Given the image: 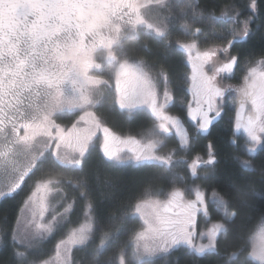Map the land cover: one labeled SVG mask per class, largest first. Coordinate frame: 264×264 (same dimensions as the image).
<instances>
[{
    "label": "snow or ice",
    "instance_id": "1",
    "mask_svg": "<svg viewBox=\"0 0 264 264\" xmlns=\"http://www.w3.org/2000/svg\"><path fill=\"white\" fill-rule=\"evenodd\" d=\"M78 3L79 0H0V172L6 177L0 185V199L13 197L18 190H30L12 232L13 245L34 248L67 224L66 234L55 244L54 258L43 264H72L73 250L88 245L98 228L101 210L91 198L84 177L95 155L97 162L109 169H162L158 179L168 183L167 188L149 184L122 203L119 217L113 213L109 221L119 219L121 225L139 221V227L132 229L123 243L119 228L102 231L95 252L99 254L105 244L112 243L118 249L117 264H128L129 250L135 264H168L169 257L183 250L192 264H199V258L218 253L219 238L228 237L237 213L230 211L229 202L215 189L206 199L199 185L188 184V178L178 170L185 161L176 156V149L160 154L170 134L179 138L180 149L191 142L181 119L169 114L174 95L164 66L134 59L125 51L117 59L112 48L118 44L122 30L138 26L161 40L165 54L178 47L190 67L183 83L191 95L187 115L196 129L208 133L230 100L237 105L235 128L246 134L247 151L254 153L264 144V92L238 100L234 89L222 86L218 78L233 73L237 57L229 55L226 46L201 50L197 44L201 28L194 26L205 23L206 17L228 25L226 33L220 35L231 46L250 37V24L259 12L257 0H249L251 14L243 20L235 8L219 16L206 13L196 0H176L175 5L169 0H113L115 32L91 37L74 22ZM149 5L166 10L157 13L155 23L142 14ZM177 19L189 40L170 38L171 21ZM100 48L107 50L109 63L115 64L107 73L90 74L94 67L100 68L93 59V53ZM218 52L227 59L218 61ZM247 74L264 76V59L256 61L255 66L250 62ZM65 82L72 85L70 96L62 90ZM102 97L107 99L114 116L131 121L143 114L151 117L152 126L138 135H118L98 115ZM66 115L75 116L70 127L58 123ZM215 160L211 150L207 160L197 157L188 165L192 180L214 175ZM241 164L245 169L253 168L249 159H243ZM201 166L206 169L203 177L197 172ZM65 185L84 201L82 219L76 226H72L71 214L77 198H68ZM189 193H194V198ZM258 195L264 194L254 189L243 192L242 206L249 196ZM210 206L221 214V220L197 233V218H208ZM25 214L29 217L26 220ZM235 239L243 240V235L237 233ZM250 239L251 250L245 254L241 244L229 254V260L244 254L240 264H264V218ZM16 256L23 258L17 264H31L26 252H16Z\"/></svg>",
    "mask_w": 264,
    "mask_h": 264
},
{
    "label": "trees",
    "instance_id": "2",
    "mask_svg": "<svg viewBox=\"0 0 264 264\" xmlns=\"http://www.w3.org/2000/svg\"><path fill=\"white\" fill-rule=\"evenodd\" d=\"M196 2L206 13H215L217 16L223 11H228L232 8L240 12V20L245 19L251 14V10L247 7L249 0H196ZM257 5L259 12L250 24L251 34L249 38L234 42L231 46H228L226 43L221 45L214 43L216 40L210 43L208 38L214 39L212 38L214 35L210 31H220L219 29L225 27L226 24L215 22V25L210 17H206L205 23L194 26V28H201V33L197 34L200 46L202 41L205 43L203 44L205 47L226 46L228 47V54L237 57L238 65L243 64L249 59L264 57V0H257ZM170 38L174 40V37H171V35ZM205 39L209 41H204ZM129 46L138 47L139 54L147 58L149 62L163 65L174 84L178 88L180 87L181 78H183L184 73L188 70L187 60L183 58L182 50L175 47L174 50L165 54L161 40L154 36H149L147 45L139 41L131 43ZM219 54L226 56L222 52H219ZM101 105L97 107L98 114L111 128L118 132L138 134L146 131L152 125L151 117L143 114L136 116L131 121L126 120L122 116H114L108 109L107 99H104ZM221 127L222 124L213 131L214 140L218 143L219 162L216 165L214 175L205 182V187L210 190L215 189L223 194L229 202L230 211H235L237 218L235 223L230 227L228 237L219 238L217 245L218 253L199 258V264H240V260L244 259V254H241L235 260H229V254L237 250L241 244L244 247L245 254L251 250L252 243L250 237L252 236L256 221L264 214V197L262 195L249 196L246 204L243 206L241 204L242 193L245 191L254 189L257 193L264 194V144H262L256 154L246 153L244 151L246 149L243 146L235 147L231 145L228 135L222 132ZM243 159L251 160L255 164V167L245 169L241 164ZM161 171L163 170L156 168L131 167L109 169L100 165L94 155L85 169L84 177L88 181L91 198L101 210L98 214V227H107L109 216L113 213L119 217L121 211L120 205L128 201L129 198L136 196L149 184L160 185L163 182L166 183V181L158 179V174ZM20 202V194H13V197L0 200V230L6 232L5 241L3 240L6 243H4L6 247L0 251V264H17V261L21 259L16 256V252H21L20 247L18 244L14 246L11 239V231L19 215ZM138 227L139 221L121 225L119 219H117L112 228H108L107 230L115 231L119 228L120 242L123 243L127 240L128 236H125L122 230L130 233L132 229ZM237 233L243 235V240L235 239ZM117 250L115 244L108 243L98 254L99 258L96 263L106 260L104 264H117L115 260ZM130 253L129 250L127 254L128 264H135L134 260L130 257ZM168 264H192V261L185 251L178 250L168 258Z\"/></svg>",
    "mask_w": 264,
    "mask_h": 264
},
{
    "label": "rangeland",
    "instance_id": "3",
    "mask_svg": "<svg viewBox=\"0 0 264 264\" xmlns=\"http://www.w3.org/2000/svg\"><path fill=\"white\" fill-rule=\"evenodd\" d=\"M140 2H146V0H140ZM169 2L174 4V5L176 4V0H169ZM181 2L182 3L186 2V0H181ZM173 11L176 12V13L179 12L178 8H176V7L173 8ZM158 12L165 13L166 10L162 9V8L158 9V8H156L153 5H149L148 7L142 9L143 16L148 21L153 22V23H155L157 21V19H158V15H157ZM179 23L180 22H179L178 19L171 21L170 28H169V32H170L171 37H174V40H176V39H180L181 41L189 40L190 38L184 35L183 29L180 28ZM227 28H228V25H226L225 27H222L221 29H219L220 31H217V30L216 31L212 30V32L210 31V33L212 35H214V37H212L214 39H211V37L208 38L210 40V43H211V41L216 40V42H214V43H218L220 45L221 44H225L226 41H224L221 38L220 34L222 32L226 33ZM138 30L140 31V38L136 42L141 41L142 44L147 45V41L149 39V36H154V34L150 33L149 30L144 29L143 26H138ZM141 37H142V39H141ZM143 38H144V40H143ZM207 40L205 39L204 41H207ZM200 42H201V40H200ZM197 44H198V47L201 50L212 48V47H216V46L205 47V45H203V44H205L203 41H202V44L200 46L198 39H197ZM129 45L126 47L125 52L130 57H132L134 59H143L147 63H152V62H149V60L147 58H145L141 54H139L138 47L134 48V47H130ZM136 48H137V50H136ZM122 51L123 50L120 49L118 45H113L112 52L116 56L117 59L120 58ZM182 56H183L184 59H186V56H185L184 53H182ZM93 59H94L95 63L100 65V68L97 69V68L94 67L93 69L90 70V74L107 73V72H109V70L115 64V62H112L111 64L109 63V60L107 58V50H105L103 48L97 49L93 53ZM216 59L218 61H225L227 59V57L219 54V52H218ZM261 59H264V57L246 60L241 65L240 64L239 65L235 64L234 65V69H233L234 70L233 75L235 77L237 76V78L233 79L231 77L232 73L231 74H227V75H222L221 78H218L220 84L222 86H224V85H227V84H230V83H235V82L240 81L241 77L247 73V68L249 66V63L251 62L252 66H255V62L259 61ZM185 76H186V74L184 75L183 78H181L182 82H181V85H180L179 88L172 81V91H173L174 98H175V95H176V100L174 99V105L170 106L169 114L179 117L184 124H187V122H189L192 126H194L195 122H193L187 115V102L191 99V95H189L188 93H186L184 91V87H185L186 84H184L183 81L186 79ZM62 90H63L65 95H69L70 96V95L73 94L72 85H71L70 82H65V84L62 86ZM161 91H162V89H161ZM189 96H190V98H189ZM104 99L105 98H103V97L101 98V104H103ZM225 106L228 107V109L231 111L230 115H229L230 118H228L227 121L230 122V123H234L235 120H233V119L235 118V112H236L235 107H236V105L233 104L229 100L228 102L225 103ZM74 119H75L74 115H66L63 119L59 120L58 123H61L63 126H66V127H70V125H71V123L73 122ZM148 129H146V131ZM113 130L118 135H121V136H124V135H138V134L143 133V132H141V133H138V134H124V133L116 131L115 129H113ZM170 138H171V136H170ZM170 138L168 137L167 140L165 141V144L161 146V148L159 150L160 154L161 155H166L170 150L176 149V156L177 157H182L184 159V161H185L184 163H182L180 165L178 170L186 178H188L187 182H188L189 185H191L193 183L199 185L201 187V190H203L205 192L206 199L209 198L211 196V192H212L213 189L210 190L207 187H205L204 181H207L208 179H206V180L205 179H198V180L193 181L192 178H191V171H190L188 165L191 164L194 160H196V158L194 156H191L190 158H188L187 155L183 153V150L178 147V145H179L178 143L176 145H174V144L172 145V143L170 142V141L177 142L178 139H173V138L170 139ZM245 148H246V150H244V151H246V153H249L247 151V146H245ZM207 155L208 154H206L205 157H203V158L206 159ZM254 167H255V164H253V168ZM199 170H201L200 176L203 177L204 174H205L206 169H201L200 168ZM60 178L61 179H65V177H60ZM5 180H6V177H5L4 173L0 172V185H2L5 182ZM162 185L165 188H167L168 187L167 181H166V183L163 182ZM98 186H99V182H98ZM22 187H24V186H22ZM64 187H65V191H66V194H67L69 199H71L73 196H75L77 198L74 210H73V212L71 214L72 226H76V223L79 220L82 219V211H83L84 201L79 198V195H78L77 192L73 191L71 188H68L66 185ZM18 193L21 196L19 215H18V217H20V215H21L20 209L23 207L24 199H26L27 195L30 194V190L25 188V190L23 192H20V190H18ZM189 196H190V198H194V193H189ZM262 196L264 197V195H262ZM225 199H226V197H225ZM0 200H2V199H0ZM209 213H210V216L208 218H205L203 216H198V218H197V233H199L202 230H205L207 227H210L211 223L221 220V214L216 209L212 208L211 206L209 208ZM28 218L29 217H27V214H25V220L28 219ZM262 218H264V214L256 221L255 227H254L253 232H252V236L258 230ZM114 223H115V221H112V222L108 221L107 222V227H98L97 231L94 233V235H93V237H92V239H91V241L89 242L88 245H86V246H84V247H82L80 249H74L73 253H72V257H71L72 264H104V262H106V260H102V261L96 263L97 259L99 258L98 257L99 255L95 252V249L99 246V242H100V238H101V232L102 231H108L107 229L108 228H112ZM16 228H17V223L14 224L12 229L14 230ZM23 228H24V223L22 222L21 230H23ZM67 228H68V225L66 224L62 229H60L59 231L53 233L46 240L40 241L36 247L31 248V249H26L25 245L18 244V246L20 247V251L21 252H26L27 260L30 261L31 264H43V261L49 260L51 258H54V256H55V244L58 242V240L60 238L64 237V235L66 234ZM13 230L11 232H13ZM122 233L125 236L129 235V233H126V231H124V230H122ZM4 237H6V232L0 230V251H2L3 248L6 247V245H5L6 243L4 242L5 241ZM204 242H206V241H204ZM251 243H252V241H251ZM106 245L107 244H105V246ZM104 247H102L100 249V252L102 251V249ZM127 257H128V255H127ZM21 259H23V258H21ZM132 259H130V260H132Z\"/></svg>",
    "mask_w": 264,
    "mask_h": 264
},
{
    "label": "clouds",
    "instance_id": "4",
    "mask_svg": "<svg viewBox=\"0 0 264 264\" xmlns=\"http://www.w3.org/2000/svg\"><path fill=\"white\" fill-rule=\"evenodd\" d=\"M113 0H79L74 12V22L88 36L115 32L112 17ZM118 46L125 51L126 47L140 38L138 28L122 30L119 34ZM234 89L238 100H247L253 94L264 92V76L245 74L240 81L225 85Z\"/></svg>",
    "mask_w": 264,
    "mask_h": 264
},
{
    "label": "flooded vegetation",
    "instance_id": "5",
    "mask_svg": "<svg viewBox=\"0 0 264 264\" xmlns=\"http://www.w3.org/2000/svg\"><path fill=\"white\" fill-rule=\"evenodd\" d=\"M237 64V63H236ZM190 71V67L188 65V70L185 74H187ZM234 73V70H233ZM232 73V78L235 79L237 78V76L235 77ZM183 75V77H184ZM223 75V74H222ZM186 78V76H185ZM184 91L186 93H188L187 91V86L185 85L184 87ZM190 95V93H188ZM190 98V96H189ZM176 100V95L175 98ZM237 108V105L235 107V110ZM182 111V110H181ZM183 112V111H182ZM230 110L228 109V107H226L224 105L222 112H221V116L219 118H217L216 121H214L213 125L210 127L209 132L204 134V133H200L195 126H192L189 122H187V124H184L185 129L188 131L189 136L191 137V142L189 144V146L183 150V153L187 155L188 158H190L191 156H194L195 158L200 157L203 160H207L208 159V155L207 158L204 159L203 157H205L206 154L209 153V151L211 150L212 154L215 156L216 160H215V164L212 166L214 167V169H216V165L219 162V157H218V151H217V144L214 140V136H213V131L215 130L216 127L220 126L222 124L221 130L222 132L228 135L229 137V142L231 143V145H234L235 147H241L243 146L245 148L246 146V134H244L242 131H238L235 128V121L234 123H230L228 122V118L230 115ZM235 120V118L233 119ZM195 128V129H194ZM173 138V139H178L177 142H172V145H176L177 143L179 144V138L173 133L169 135V138ZM170 138V139H171ZM202 143V144H201ZM211 146V148L209 147ZM262 145L258 146L256 151L254 153L251 154H256L258 152V150L261 148ZM246 149V148H245ZM187 158V159H188ZM199 169H205L203 166L198 167ZM197 169L198 174L200 175L201 170ZM209 179V178H208ZM206 180V179H205ZM206 181H204L205 183Z\"/></svg>",
    "mask_w": 264,
    "mask_h": 264
}]
</instances>
